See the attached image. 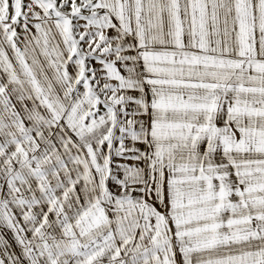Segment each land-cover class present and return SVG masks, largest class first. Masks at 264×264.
Instances as JSON below:
<instances>
[{"label": "snow or ice", "instance_id": "6c2138e0", "mask_svg": "<svg viewBox=\"0 0 264 264\" xmlns=\"http://www.w3.org/2000/svg\"><path fill=\"white\" fill-rule=\"evenodd\" d=\"M0 264H264V0H0Z\"/></svg>", "mask_w": 264, "mask_h": 264}]
</instances>
